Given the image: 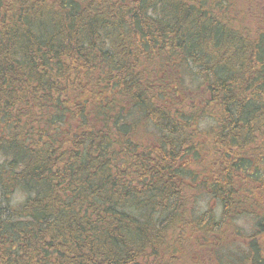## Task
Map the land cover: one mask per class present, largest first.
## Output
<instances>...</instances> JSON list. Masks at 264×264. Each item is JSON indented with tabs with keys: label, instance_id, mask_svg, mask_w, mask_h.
<instances>
[{
	"label": "trees",
	"instance_id": "1",
	"mask_svg": "<svg viewBox=\"0 0 264 264\" xmlns=\"http://www.w3.org/2000/svg\"><path fill=\"white\" fill-rule=\"evenodd\" d=\"M0 264H264V1L0 0Z\"/></svg>",
	"mask_w": 264,
	"mask_h": 264
},
{
	"label": "rangeland",
	"instance_id": "2",
	"mask_svg": "<svg viewBox=\"0 0 264 264\" xmlns=\"http://www.w3.org/2000/svg\"><path fill=\"white\" fill-rule=\"evenodd\" d=\"M259 1H264V0H259ZM15 196H19V193H16L15 194ZM202 203V205H204L205 204V202L204 201H202L201 202ZM246 218V217H245ZM244 217L243 218H241V219H239L237 222H238V225L239 226H241V227H243V228H245V229H249V230H251V228H252V221L250 220V218L248 217V218H246L245 219Z\"/></svg>",
	"mask_w": 264,
	"mask_h": 264
}]
</instances>
